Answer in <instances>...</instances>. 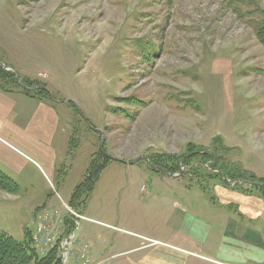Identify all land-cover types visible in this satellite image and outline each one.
<instances>
[{"label":"rangeland","instance_id":"374dc122","mask_svg":"<svg viewBox=\"0 0 264 264\" xmlns=\"http://www.w3.org/2000/svg\"><path fill=\"white\" fill-rule=\"evenodd\" d=\"M262 18L264 0H0L1 67L17 71L21 87L49 92L40 95L56 107L57 136L67 145L54 178L39 167L45 183L31 166L18 175L3 167L19 187L0 190V230L16 241L28 233L39 255L54 249L58 259V234L72 230V209L85 219L78 218L69 264H106L92 255L88 233L107 239L106 247L139 234L151 239L138 248L164 239L215 256L208 238L219 246L214 217L221 213L220 220L250 224L264 260V46L254 32ZM211 149L226 176L254 184L234 190L223 184L229 179L201 175L203 167L212 171L210 160L202 168L195 158L181 163ZM98 150L109 161L75 207L71 194ZM218 186L257 206L258 217L224 205ZM46 216L54 229L39 251L35 237ZM83 246L90 262L81 258Z\"/></svg>","mask_w":264,"mask_h":264},{"label":"crops","instance_id":"0c3cea01","mask_svg":"<svg viewBox=\"0 0 264 264\" xmlns=\"http://www.w3.org/2000/svg\"><path fill=\"white\" fill-rule=\"evenodd\" d=\"M58 129L60 130L58 111L45 98L33 97L17 90L6 92L0 89V168L2 171H4L3 167H5L14 175H18L27 166H31L39 173L44 183L45 177L40 168L43 169L47 176L51 175L49 177L54 178L58 156L61 162L66 156L64 152L67 146L65 142L63 148L62 137L59 134L57 136ZM218 187L213 188V190L219 195L224 205H229L228 202L236 203L244 217L248 219L258 217L259 208L253 206V204L249 203V205L245 203L246 199L242 198L241 194V196L236 198L234 197L235 194L226 193L227 191H232L229 188L224 186ZM62 188L63 190L67 189V187ZM45 189H48V187L46 186ZM225 196H228L229 199H224ZM45 201L41 205H44ZM53 202H56V200ZM32 207L34 208L35 204L31 205L30 209L28 207L29 213L32 212ZM220 216L221 213L214 217V224L218 225V233L221 235L219 246L215 240L213 241L212 238H208L210 248L216 250L215 256L203 254L200 250L197 252L191 245H185L181 242L177 244V242H170L164 239H153L156 240V243L150 241L154 244L138 248L140 244L151 239L139 234H134L131 238L129 237L125 240L123 237H119L109 247H106L109 243L108 240L103 237L99 236V242L97 239L94 240L92 234L88 233L86 238H88V241H91L92 255L98 259H106V264L262 263L264 260L259 259L260 254L256 252L254 245L255 240L258 241L255 238L257 234L250 228V224L244 223L243 220L235 222L233 219L226 222L223 219L220 220ZM234 224L239 225L235 228ZM113 226L116 227V225ZM175 228L179 231L180 235L181 232L185 233L184 222L177 224ZM207 232H211L210 228ZM240 232H244V234L240 235ZM195 236V239H190L191 244H193V240L198 239V234L195 233ZM121 242L124 244L131 243L132 246L135 245L136 250L134 252L130 251V254L126 250H123V253H126L119 255L124 245ZM118 247H120V250H117L119 252L116 251L118 257H112L111 248L115 250Z\"/></svg>","mask_w":264,"mask_h":264},{"label":"trees","instance_id":"16d2710c","mask_svg":"<svg viewBox=\"0 0 264 264\" xmlns=\"http://www.w3.org/2000/svg\"><path fill=\"white\" fill-rule=\"evenodd\" d=\"M254 32L257 40L264 46V18L258 22L257 25L254 27ZM5 75V76H4ZM0 76L1 78H4V82H0V89L6 92H10L13 90L21 91L26 95H30L33 97L42 98L40 94H43L45 96H48L50 98L49 92L44 88H35V89H28L26 87H21L16 79V74L12 72L11 70H5L1 67L0 64ZM9 76V77H8ZM12 83H15L16 88L13 87ZM34 93V94H33ZM44 96V97H45ZM46 99V98H45ZM103 150H98L92 155V159L90 161L89 167L86 171V174L83 178V181L80 182L75 189L73 190L71 197L69 199V203L77 206L76 203L79 200V196L87 195L91 192L94 183L98 179L101 171L103 170L104 166H106L107 162L109 161V158L107 155H105ZM208 152H195L191 156H187L186 158H183L181 163H185V161L192 159L198 160L201 164L199 165L200 168H202V162L204 160H210V167L211 169H214L216 172L210 171L206 168H202L204 172L201 175L205 176H218L217 178L222 180V177L220 173L224 175L226 179H229L230 181H233L235 183L228 184L227 182H223L224 185L230 186L231 189H236V186L243 185L244 183L239 181V179L246 180L245 178L241 177H230L226 176V172H222L220 168H218V157L216 156V153L214 150L211 149ZM179 163V164H181ZM148 164L153 165V167H159V165L152 161H148ZM178 163L176 164V169L178 170ZM167 169L169 172L174 173V168L168 167L164 168ZM206 169V171H205ZM214 174V175H213ZM209 177V176H208ZM224 179V178H223ZM248 182V180H246ZM18 184L16 181L8 176L2 169L0 168V190L5 191L8 193H16L18 192ZM59 257L57 259L56 250L52 249L45 255H39L32 247H31V239L28 238L27 233V239L24 241H16L13 237L6 234L2 230H0V264H58Z\"/></svg>","mask_w":264,"mask_h":264},{"label":"built area","instance_id":"2783aa9c","mask_svg":"<svg viewBox=\"0 0 264 264\" xmlns=\"http://www.w3.org/2000/svg\"><path fill=\"white\" fill-rule=\"evenodd\" d=\"M72 215H74L76 218L72 220V225L73 228L69 232H61L58 234V239L56 242L57 248H58V256H59V261L62 262V264H69L71 260L72 255V242L74 237H75V231L78 230L79 224H78V218L80 219H85V217L78 216L76 215L72 209L69 210ZM43 224L40 225L38 228V232L41 234L40 238L35 237L36 240V245L39 247V251H41L45 246H47L51 240L49 233L54 229V224L53 225H47L49 221L54 222L53 219L50 217L46 216V219H42ZM73 235L71 239V245H70V238ZM75 243V242H74ZM82 252H84V256L82 255L81 258H85V260L89 261L92 259L90 256V247L89 246H83L81 248ZM75 256L78 258V255L75 254ZM74 264V263H73ZM76 264H82L77 262Z\"/></svg>","mask_w":264,"mask_h":264},{"label":"water","instance_id":"95a60500","mask_svg":"<svg viewBox=\"0 0 264 264\" xmlns=\"http://www.w3.org/2000/svg\"><path fill=\"white\" fill-rule=\"evenodd\" d=\"M7 69H9V67ZM13 72L16 74V76L18 78L17 79L18 83L22 86L21 81H20L21 79H20L19 73L17 71H13ZM26 88H28V89H35V88H44V87L43 86H35L34 85V86H31V87H26ZM101 145H102V141L99 143V149L101 148ZM154 169L157 170V171H160V172H167V173L173 175V173L169 172L167 169H164V168L155 167ZM220 175H221L222 178L226 179L222 173H220ZM230 182H232V181H230ZM241 182H243L244 184L245 183L246 184H249V185L254 184L253 182H247V181H241Z\"/></svg>","mask_w":264,"mask_h":264}]
</instances>
